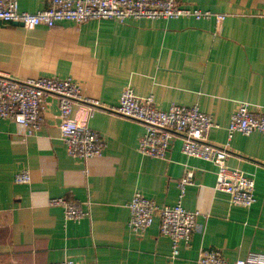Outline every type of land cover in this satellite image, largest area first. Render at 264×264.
<instances>
[{
	"label": "crops",
	"instance_id": "0c3cea01",
	"mask_svg": "<svg viewBox=\"0 0 264 264\" xmlns=\"http://www.w3.org/2000/svg\"><path fill=\"white\" fill-rule=\"evenodd\" d=\"M181 6L225 14L213 18L128 19L124 22L61 21L55 27L0 23V74L14 79L71 77L81 94L100 105L78 101L73 117L86 122L106 141L102 155L85 162L68 154L61 135L59 98L44 101L45 122L36 134L0 119V264H197L202 249L222 253L228 264L264 253V135L236 133L227 127L241 102L264 110V0H178ZM35 13L48 0H18ZM131 86L140 97L153 95L167 110L173 103L198 105L211 112L209 140L227 146L229 167L255 180L256 202L234 205L215 189L214 163L189 157L175 136L166 159L138 151L145 132L139 121L110 108ZM194 172L183 205L199 211L191 244L170 262L169 237L159 219L143 234L128 227V203L141 192L158 205L178 202L179 180ZM29 170L31 183L15 182ZM64 197L84 215L67 220L50 205Z\"/></svg>",
	"mask_w": 264,
	"mask_h": 264
},
{
	"label": "built area",
	"instance_id": "2783aa9c",
	"mask_svg": "<svg viewBox=\"0 0 264 264\" xmlns=\"http://www.w3.org/2000/svg\"><path fill=\"white\" fill-rule=\"evenodd\" d=\"M49 6L35 13L22 11L18 0H0V22L22 24L34 29L38 25L55 27L61 21L83 23L88 20H111L124 22L128 19H175L194 17L215 19L221 23L227 15L196 8L181 6L178 0H48ZM59 98L61 135L70 156L85 162L102 155L106 141L88 123L73 117V106L78 101L100 105L98 100L88 99L81 94L80 86L71 77H38L14 79L0 74V119H9L23 125L27 134H36L45 122L44 101L50 96ZM111 111L139 121L145 132L139 140L138 151L147 157L166 159L175 136L182 138V151L189 157L210 161L217 167L215 189L225 192L234 205L252 206L256 202L255 180L244 172L228 166L231 156L227 146L210 142L209 132L216 126L211 112L203 111L198 105L173 103L169 109L161 110L154 104L153 95L138 96L131 86L126 87L119 105ZM228 141L236 133L250 135L260 132L264 135V110L252 111L247 102H241L231 115L228 127ZM29 170L16 174L15 182L31 183ZM194 172L187 170L179 180L180 195L175 205H158L141 192L134 193L128 203L129 229L143 234L159 219L162 235L170 238L172 250L170 262L180 255L182 244L189 246L198 229L199 211H192L183 205L186 188L194 185ZM50 205L63 208L67 220H79L84 211L79 204L64 197L52 198ZM52 264H79L65 259ZM197 264H228L222 253L214 249H202ZM235 264H264V253L252 252L246 259Z\"/></svg>",
	"mask_w": 264,
	"mask_h": 264
},
{
	"label": "water",
	"instance_id": "95a60500",
	"mask_svg": "<svg viewBox=\"0 0 264 264\" xmlns=\"http://www.w3.org/2000/svg\"><path fill=\"white\" fill-rule=\"evenodd\" d=\"M0 23H3V22H0ZM22 25V24H21Z\"/></svg>",
	"mask_w": 264,
	"mask_h": 264
}]
</instances>
